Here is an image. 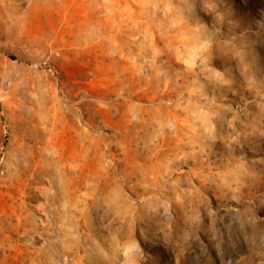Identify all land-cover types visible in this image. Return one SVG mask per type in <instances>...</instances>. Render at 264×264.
Wrapping results in <instances>:
<instances>
[{"label": "rangeland", "instance_id": "374dc122", "mask_svg": "<svg viewBox=\"0 0 264 264\" xmlns=\"http://www.w3.org/2000/svg\"><path fill=\"white\" fill-rule=\"evenodd\" d=\"M0 264H264V0H0Z\"/></svg>", "mask_w": 264, "mask_h": 264}]
</instances>
